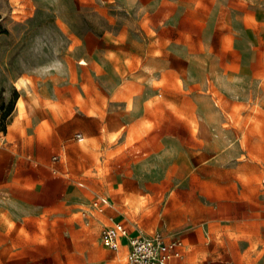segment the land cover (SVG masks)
<instances>
[{
  "label": "rangeland",
  "instance_id": "1",
  "mask_svg": "<svg viewBox=\"0 0 264 264\" xmlns=\"http://www.w3.org/2000/svg\"><path fill=\"white\" fill-rule=\"evenodd\" d=\"M118 220L264 264V0H0V264H123Z\"/></svg>",
  "mask_w": 264,
  "mask_h": 264
},
{
  "label": "built area",
  "instance_id": "2",
  "mask_svg": "<svg viewBox=\"0 0 264 264\" xmlns=\"http://www.w3.org/2000/svg\"><path fill=\"white\" fill-rule=\"evenodd\" d=\"M76 135L81 137L82 133ZM101 240L113 251L125 249L123 264H180L186 253V242L180 235L159 229L133 234L122 221L105 225Z\"/></svg>",
  "mask_w": 264,
  "mask_h": 264
},
{
  "label": "crops",
  "instance_id": "3",
  "mask_svg": "<svg viewBox=\"0 0 264 264\" xmlns=\"http://www.w3.org/2000/svg\"><path fill=\"white\" fill-rule=\"evenodd\" d=\"M216 103L218 104V102L216 101ZM118 221H121V220H118ZM123 222V221H122ZM113 223V222H112ZM124 224H125V222H123ZM111 224V223H110ZM108 225V224H107ZM126 225V224H125ZM127 226V225H126ZM127 228L130 230V232L131 233H133V234H137V233H141L140 231H133V230H131L128 226H127ZM143 234V233H142ZM185 240V239H184ZM186 242V241H185ZM188 248H189V245H188V243L186 242V252L188 251ZM116 253H118V254H120L121 255V259H122V261H123V259H124V253H125V249L123 248L122 250H120V251H115ZM187 253H185V255H186ZM185 257V256H184ZM180 264H187L186 263V261H185V259L183 258L182 260H181V262H180Z\"/></svg>",
  "mask_w": 264,
  "mask_h": 264
},
{
  "label": "trees",
  "instance_id": "4",
  "mask_svg": "<svg viewBox=\"0 0 264 264\" xmlns=\"http://www.w3.org/2000/svg\"><path fill=\"white\" fill-rule=\"evenodd\" d=\"M2 129L6 130V125L5 124H3Z\"/></svg>",
  "mask_w": 264,
  "mask_h": 264
}]
</instances>
